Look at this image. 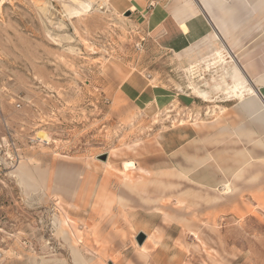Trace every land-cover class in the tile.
<instances>
[{
    "label": "rangeland",
    "instance_id": "1",
    "mask_svg": "<svg viewBox=\"0 0 264 264\" xmlns=\"http://www.w3.org/2000/svg\"><path fill=\"white\" fill-rule=\"evenodd\" d=\"M175 1L0 0V264H74L58 232L70 231L66 217L82 262L264 264V167L231 182L232 193L202 190L184 171L197 146L167 150L234 101L211 92L222 82V69L205 71L212 47L190 61L143 32L146 11ZM191 62L211 102L190 90ZM120 69L171 98L160 111L127 102ZM22 169L37 179L29 187ZM121 169L144 193L125 188Z\"/></svg>",
    "mask_w": 264,
    "mask_h": 264
},
{
    "label": "crops",
    "instance_id": "2",
    "mask_svg": "<svg viewBox=\"0 0 264 264\" xmlns=\"http://www.w3.org/2000/svg\"><path fill=\"white\" fill-rule=\"evenodd\" d=\"M225 2L232 5L233 0ZM240 2L230 29H219L203 6L202 11L194 15L175 14L174 5L170 8L157 6L140 18L143 32L161 50L175 55L218 33L235 60L240 62L238 65L243 68L256 93V96L247 93L246 104L236 100L225 103L224 110L217 118L199 122L197 126L191 125L183 131L184 134L175 138L174 146L167 145L170 153L180 150L189 142L197 146V151L187 156L192 165L184 171L188 181L199 189L221 186L228 180L211 156L220 158L226 166L236 167L238 163H244L230 179L232 183L239 173L243 174L255 166L264 167V0ZM125 4L129 5L127 1ZM182 22L186 24L187 31L182 29ZM118 74L121 79L120 96L140 109L160 111L171 98L158 87L147 85L141 76L125 73L123 69ZM31 178L30 181L37 180ZM49 178L48 174L46 186H40L46 194L50 191Z\"/></svg>",
    "mask_w": 264,
    "mask_h": 264
},
{
    "label": "bare ground",
    "instance_id": "3",
    "mask_svg": "<svg viewBox=\"0 0 264 264\" xmlns=\"http://www.w3.org/2000/svg\"><path fill=\"white\" fill-rule=\"evenodd\" d=\"M240 1L241 0H233L232 5H227L225 0H176L174 2V6H173L175 8L173 12L175 14H176V12L177 13L182 12V15H189V14L194 15L198 12H201L202 8L204 7V9L207 11V13H209L213 23L217 27H219V29H221V30H223L225 28L230 29L233 26V22H234L233 17L238 12V7L241 6ZM75 13L78 14V12H75ZM181 26H182V29L184 31L188 30L187 26L184 22L181 23ZM212 32L214 33V31H212ZM202 47H212L213 48L212 54L209 56L210 58L208 57L209 59L208 58L203 59V60L207 59L205 62H208L207 68L205 69V71L206 70L211 71L214 68L222 69V82L220 83V85H218L216 87H212L211 92H215L216 94H218L220 92L230 93V94H232V97L234 98V100L239 101L241 104L247 103L246 102L247 93H248V95L253 94V96H256V93L253 90V87H252L249 79L247 78L248 76L246 77V75L244 74V72L242 70L243 68H241L239 66L240 62L238 63L235 60L234 56L231 54L227 45L225 44V42L222 40L221 36L218 33L212 34L210 37H207L206 39L202 40L200 43L194 45L193 47L189 48L188 50H186L180 54H177V55L178 56L184 55L190 61H192L194 59V56L197 54V51ZM225 53H226V56L228 57L227 60H226L225 55H224ZM201 58H203V57H201ZM196 64H197V62H195V63L191 62V65L188 69L189 74H190V80H191L189 88H190V90H193V93L195 95H197V97L203 99L206 102H211L213 97H211V95H210L211 92L209 91L210 87H209L208 83H206V87H208V89L206 87H204V88L198 87L194 83V80L197 77H199L198 74L201 72L200 66H198V65L195 66ZM227 65H229V67ZM202 79H205V78H202ZM195 125L197 126L198 124L195 123ZM222 139H223V137H222ZM235 156H237V155H235ZM210 158L215 161V164L217 165L219 171L222 172L224 175H226V177H230V176L233 177L236 174V172L242 166H244L243 165L244 163L241 161H240L241 163H238L237 167L225 166L224 163L221 161V159L216 157L215 155L213 157L211 156ZM243 158H244V153H243ZM106 165H107V168L112 169V166L110 163H107ZM22 167H19V169H21ZM127 173H128L127 170H122V169L120 170V174L124 178L123 183H124L125 188H128L129 191H131L137 195H138L137 192L144 193L145 182L135 181V180H133V177L129 176ZM240 174L241 173H239L236 176L237 179L241 176ZM16 176H18L23 183H26V185H28V187L31 186L29 181L32 178L30 176L29 171H27L26 169H22L20 174H18ZM208 188H210V189H208ZM205 189H206V187H205ZM202 190H204V189H202ZM207 190H211V191L222 190L224 193L229 194V193H232V184H231V181L228 179L221 186H215V187L207 186ZM71 223H72V221L66 217V221L64 222V225H67V227H70L69 228L70 231L69 230L67 231L65 229L63 230V228L61 229V227H60L58 232H60L63 235H68L70 237V242L72 243L71 244V251H72V257H73L72 259H74V264H91L90 262L88 263L87 261L82 262V256L80 254L81 252L78 249V246H79L78 244H81L82 241L79 238H76V235L73 232V229L70 225ZM132 227L134 229L133 225H132ZM138 247L140 249L139 250L140 253L142 255H145V252H144L145 250L143 249V246H138ZM47 261H49V260H47Z\"/></svg>",
    "mask_w": 264,
    "mask_h": 264
},
{
    "label": "built area",
    "instance_id": "4",
    "mask_svg": "<svg viewBox=\"0 0 264 264\" xmlns=\"http://www.w3.org/2000/svg\"><path fill=\"white\" fill-rule=\"evenodd\" d=\"M13 146H14V148H15V145L13 144ZM13 148V149H14ZM15 151L17 152V150L15 149ZM9 159H10V165H11V168L13 169V168H15V165H18L19 163H20V161H21V158H20V156L18 155V154H14V156H10V157H8ZM0 232H1V230H0ZM1 255V254H0Z\"/></svg>",
    "mask_w": 264,
    "mask_h": 264
},
{
    "label": "water",
    "instance_id": "5",
    "mask_svg": "<svg viewBox=\"0 0 264 264\" xmlns=\"http://www.w3.org/2000/svg\"><path fill=\"white\" fill-rule=\"evenodd\" d=\"M145 240H146V235L144 233H141L139 237L137 238V242L139 246H142Z\"/></svg>",
    "mask_w": 264,
    "mask_h": 264
}]
</instances>
